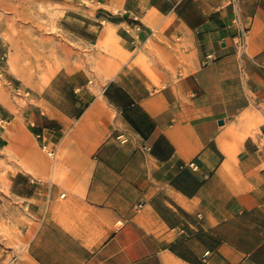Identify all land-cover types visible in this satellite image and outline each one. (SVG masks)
I'll use <instances>...</instances> for the list:
<instances>
[{
  "label": "crops",
  "instance_id": "crops-1",
  "mask_svg": "<svg viewBox=\"0 0 264 264\" xmlns=\"http://www.w3.org/2000/svg\"><path fill=\"white\" fill-rule=\"evenodd\" d=\"M50 2L30 66L0 31L16 264H264V0Z\"/></svg>",
  "mask_w": 264,
  "mask_h": 264
},
{
  "label": "rangeland",
  "instance_id": "rangeland-1",
  "mask_svg": "<svg viewBox=\"0 0 264 264\" xmlns=\"http://www.w3.org/2000/svg\"><path fill=\"white\" fill-rule=\"evenodd\" d=\"M51 0H0V31L4 34L5 38L9 41L15 39L13 46L14 52L18 55H23L26 45L28 51L27 65H31V57H38V48L41 44H49L50 39L47 37L49 34L56 31L57 6L52 5ZM83 2V0H80ZM89 1L84 0L83 3L87 4L90 8H95ZM105 3V0H95ZM119 2L120 0H115ZM85 12L84 10H81ZM68 23H65L67 26ZM83 33V31L81 32ZM5 58V57H4ZM39 61V58H37ZM85 64H81L84 67ZM16 69L13 67L12 69ZM1 84V83H0ZM1 87V86H0ZM258 122L255 121L253 126H257ZM24 224L20 227L9 218L8 214H0V243L5 245L2 255L7 254V259L2 264H16L25 260L28 262V257L25 255L15 257L10 251L19 247L24 243ZM0 254V256H2ZM18 259V262H17Z\"/></svg>",
  "mask_w": 264,
  "mask_h": 264
},
{
  "label": "built area",
  "instance_id": "built-area-1",
  "mask_svg": "<svg viewBox=\"0 0 264 264\" xmlns=\"http://www.w3.org/2000/svg\"><path fill=\"white\" fill-rule=\"evenodd\" d=\"M123 141L125 142V141H126V139H123Z\"/></svg>",
  "mask_w": 264,
  "mask_h": 264
},
{
  "label": "bare ground",
  "instance_id": "bare-ground-1",
  "mask_svg": "<svg viewBox=\"0 0 264 264\" xmlns=\"http://www.w3.org/2000/svg\"><path fill=\"white\" fill-rule=\"evenodd\" d=\"M149 23V22H148ZM1 94V93H0ZM8 101H9V99H8Z\"/></svg>",
  "mask_w": 264,
  "mask_h": 264
}]
</instances>
